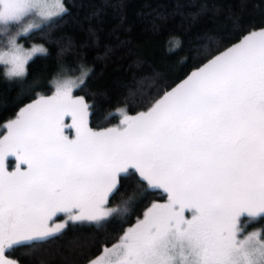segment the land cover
Masks as SVG:
<instances>
[{
	"label": "snow or ice",
	"instance_id": "snow-or-ice-1",
	"mask_svg": "<svg viewBox=\"0 0 264 264\" xmlns=\"http://www.w3.org/2000/svg\"><path fill=\"white\" fill-rule=\"evenodd\" d=\"M67 12L64 0H0L5 79L23 80L32 59L49 55L18 39ZM59 72L55 92L22 108L0 140V264H23L6 252L54 239L68 223L113 220L121 234L89 264H264V232L246 231L242 219L264 216V28L214 55L147 110L118 109L116 127H89L92 105L73 95L87 73ZM8 157L19 160L11 171ZM132 177L168 200L125 228L132 201L121 214L110 199ZM59 213L65 222L50 223Z\"/></svg>",
	"mask_w": 264,
	"mask_h": 264
},
{
	"label": "trees",
	"instance_id": "trees-1",
	"mask_svg": "<svg viewBox=\"0 0 264 264\" xmlns=\"http://www.w3.org/2000/svg\"><path fill=\"white\" fill-rule=\"evenodd\" d=\"M68 12L50 26L21 37L40 43L49 55H37L27 65L23 80H7L0 65V138L6 123L23 106L53 92V81L64 66L68 75L88 70L75 90L90 107L89 125L102 129L119 121L116 110L145 111L193 70L239 42L251 31L264 28V0H64ZM11 31L15 29L10 28ZM71 46H68V42ZM3 39L0 37V48ZM83 65V67H80ZM167 193L153 190L136 177L124 178L110 199L111 207L131 200L136 221ZM246 230L264 231V216L251 218ZM121 234L116 220L103 226L68 223L45 243L25 242L6 252L23 264H88L104 246Z\"/></svg>",
	"mask_w": 264,
	"mask_h": 264
},
{
	"label": "rangeland",
	"instance_id": "rangeland-1",
	"mask_svg": "<svg viewBox=\"0 0 264 264\" xmlns=\"http://www.w3.org/2000/svg\"><path fill=\"white\" fill-rule=\"evenodd\" d=\"M55 2H56V0H49V3L50 4H53V5H55ZM260 30V29H259ZM259 30H256V31H259ZM242 40V39H241ZM240 40V41H241ZM239 41V42H240ZM239 42H237V43H239ZM18 43H20V44H22V45H24V47L25 48H30L33 44H40V43H31V44H26L22 39H18ZM237 43H235V44H237ZM43 45V44H42ZM234 45V44H233ZM232 45V46H233ZM44 46V45H43ZM232 46H230V47H232ZM45 47V46H44ZM0 65H2V66H4V68L6 67L5 65H3L2 63H0ZM196 70V69H195ZM195 70H193V71H195ZM192 71V72H193ZM191 72V73H192ZM82 73H87V75H88V70H84L83 72H81V73H79V74H77V75H70V76H72L73 78H75V77H80V76H82ZM191 73L189 74V75H191ZM87 75H86V77H87ZM188 75V76H189ZM187 76V77H188ZM60 76H57L56 77V79L57 78H59ZM187 77L186 78H184L183 80H185V79H187ZM86 79V78H85ZM182 80V81H183ZM181 81V82H182ZM181 82H179L178 84H180ZM177 84V85H178ZM176 85V86H177ZM175 86V87H176ZM174 87V88H175ZM170 91V90H169ZM55 92V87H54V90H53V92L51 93V94H49V95H46V96H50V95H52L53 93ZM73 95L74 96H80V95H77L76 93H75V91L73 92ZM37 99V98H36ZM35 99V100H36ZM35 100H33V101H35ZM33 101H31V102H29L28 104H31V103H33ZM28 104H26L25 106H27ZM25 106H23L22 108H24ZM21 108V109H22ZM119 110H121V112H125V113H127V114H130L128 111H127V109L125 108V107H119L118 108ZM117 109V110H118ZM117 110H116V113H117ZM19 113V112H18ZM89 115H90V109H89ZM89 115H88V117H87V119H88V124H89ZM119 115V114H118ZM130 115H135V114H130ZM17 117V116H16ZM16 117L15 118H12L11 120H14V119H16ZM120 119H121V116L119 115V121H120ZM11 120H9V121H11ZM8 121V122H9ZM119 121H117L116 123H114V124H112V125H110V126H108V127H105V128H109V127H116V126H118L119 125ZM8 122L6 123V125L8 124ZM64 123H65V126H66V128H65V134L66 135H68L70 138H73L74 137V128H72V119H71V117L70 116H66L65 117V119H64ZM6 125H5V128H6ZM89 127H91L90 125H89ZM69 129H71V130H69ZM102 129H104V128H102ZM95 130H99V129H95ZM8 135V131L6 130V132H5V134L0 138V140H3L6 136ZM19 164V160L16 158V157H8L6 160H5V165H6V167H7V169L9 170V171H11V170H13L17 165ZM23 167V166H22ZM167 200H168V195H167V197L165 198V199H163V200H156V201H154V203H161V204H163V203H166L167 202ZM111 206V205H110ZM152 206V204L149 206V207H151ZM148 207V208H149ZM147 208V209H148ZM143 217V215L141 216V217H139V218H142ZM67 219V216H66V214H64V213H62V215H61V217H59V218H57V219H53V222H50V223H64L65 222V220ZM253 220V218H251V221ZM249 222V221H248ZM133 223H135V222H133ZM68 225V224H67ZM66 225V226H67ZM246 225V224H245ZM130 226V225H129ZM245 230H246V227H245ZM253 230H256V231H261V232H264V231H262V229H259V228H253V229H249V230H246V231H253ZM30 242V241H29ZM100 255V254H99ZM98 255V256H99ZM96 258V257H95ZM94 259V258H93ZM89 264V263H88Z\"/></svg>",
	"mask_w": 264,
	"mask_h": 264
},
{
	"label": "flooded vegetation",
	"instance_id": "flooded-vegetation-1",
	"mask_svg": "<svg viewBox=\"0 0 264 264\" xmlns=\"http://www.w3.org/2000/svg\"><path fill=\"white\" fill-rule=\"evenodd\" d=\"M61 215H62V213H59V214H57V216L54 217L53 219H57V218L61 217Z\"/></svg>",
	"mask_w": 264,
	"mask_h": 264
}]
</instances>
